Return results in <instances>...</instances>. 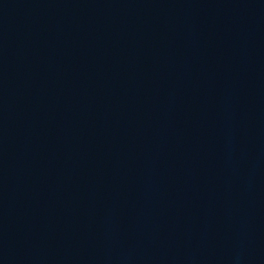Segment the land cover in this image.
Instances as JSON below:
<instances>
[{"label":"water","instance_id":"obj_1","mask_svg":"<svg viewBox=\"0 0 264 264\" xmlns=\"http://www.w3.org/2000/svg\"><path fill=\"white\" fill-rule=\"evenodd\" d=\"M0 264H264V0H0Z\"/></svg>","mask_w":264,"mask_h":264}]
</instances>
